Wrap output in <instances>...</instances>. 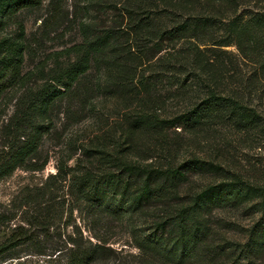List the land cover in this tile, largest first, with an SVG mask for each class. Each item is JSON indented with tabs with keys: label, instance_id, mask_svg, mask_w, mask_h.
Wrapping results in <instances>:
<instances>
[{
	"label": "trees",
	"instance_id": "trees-1",
	"mask_svg": "<svg viewBox=\"0 0 264 264\" xmlns=\"http://www.w3.org/2000/svg\"><path fill=\"white\" fill-rule=\"evenodd\" d=\"M102 1L112 25L57 52L76 58L44 84L39 107L47 120L58 97L83 96L74 85L92 68L122 103L120 139L82 148L72 165L58 160L48 177L87 209L90 223L61 233L30 222L42 238L16 226L0 241V258L25 252L1 264H261L264 170L236 165L228 148L264 147V0ZM18 30L21 40L20 22ZM1 48L13 83L23 43ZM29 131L9 167L31 160L51 127ZM185 148L193 152L182 158ZM222 210L236 218L217 216ZM118 226L136 252L113 245Z\"/></svg>",
	"mask_w": 264,
	"mask_h": 264
},
{
	"label": "rangeland",
	"instance_id": "rangeland-1",
	"mask_svg": "<svg viewBox=\"0 0 264 264\" xmlns=\"http://www.w3.org/2000/svg\"><path fill=\"white\" fill-rule=\"evenodd\" d=\"M101 2L40 0L34 7L14 11L10 9L12 7H0L1 47L13 42L23 43L20 75L13 83L8 81L5 69L6 51L0 49V241L16 226L34 230L36 236L42 238L39 227L30 223L39 220L49 223L51 231L61 233L70 232L75 224L84 229L90 223L86 217L87 209L76 205L72 197L64 196L65 189L54 179L48 181V177L55 172L58 160L72 165L80 157L82 148L101 144L110 147L119 140L118 125L124 110L122 103L101 85L99 70L92 68L74 85L84 93L83 96L69 100L64 96L58 97L50 105L47 120L41 115L39 107L44 96L41 93L44 84L76 58L73 54L58 55L57 52L81 43L86 35L90 36L94 31L99 32L112 25L110 8L107 3ZM19 22L24 27L21 40L18 38ZM227 49L235 51L234 47ZM47 123L51 131L43 136L37 154L20 166L9 167L11 154L22 145L24 135L29 134L31 127ZM228 150L230 159L239 161L236 165L243 169L254 166L264 170V147H251L245 142L231 145ZM192 152L190 148H185L182 158ZM203 156L206 157V154L203 153ZM234 212L222 210L217 212V216L233 220L236 218ZM239 221L245 225L251 222V218L241 217ZM114 230L113 245L136 252L130 246L126 230L119 226ZM24 250L25 247H17L4 257L15 253L22 255ZM4 257L0 258V264ZM261 264H264V257Z\"/></svg>",
	"mask_w": 264,
	"mask_h": 264
}]
</instances>
